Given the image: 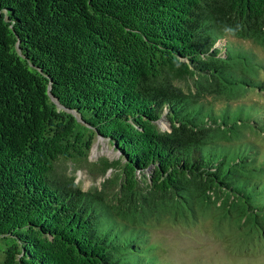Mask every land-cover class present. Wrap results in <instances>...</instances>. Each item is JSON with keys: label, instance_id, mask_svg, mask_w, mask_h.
I'll use <instances>...</instances> for the list:
<instances>
[{"label": "trees", "instance_id": "1", "mask_svg": "<svg viewBox=\"0 0 264 264\" xmlns=\"http://www.w3.org/2000/svg\"><path fill=\"white\" fill-rule=\"evenodd\" d=\"M231 36L264 50V0H0V264H180L154 231L202 217L263 247L264 56ZM98 135L84 190L57 164Z\"/></svg>", "mask_w": 264, "mask_h": 264}, {"label": "rangeland", "instance_id": "2", "mask_svg": "<svg viewBox=\"0 0 264 264\" xmlns=\"http://www.w3.org/2000/svg\"><path fill=\"white\" fill-rule=\"evenodd\" d=\"M249 47L257 49L264 56V50L250 40L231 36ZM264 76V74H263ZM249 100H263L264 93L251 92ZM161 121L160 124L165 126ZM121 156L120 150L106 137L96 136L87 161L74 163L59 160L57 169L75 176V181L84 189L100 186L106 176L113 173L112 168L103 175L100 164L103 158L112 161ZM148 173V172H147ZM167 226L154 231V238L162 242L163 255L180 264H264V246L258 249L239 251L232 243L220 240L213 225V218L202 217L191 227L182 229L180 225L166 223Z\"/></svg>", "mask_w": 264, "mask_h": 264}, {"label": "water", "instance_id": "3", "mask_svg": "<svg viewBox=\"0 0 264 264\" xmlns=\"http://www.w3.org/2000/svg\"><path fill=\"white\" fill-rule=\"evenodd\" d=\"M98 136H101V137H103L102 135H98Z\"/></svg>", "mask_w": 264, "mask_h": 264}]
</instances>
